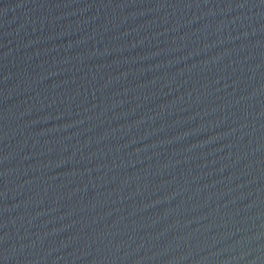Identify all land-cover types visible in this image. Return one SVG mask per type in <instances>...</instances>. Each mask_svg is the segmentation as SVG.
<instances>
[{
    "label": "water",
    "instance_id": "water-1",
    "mask_svg": "<svg viewBox=\"0 0 264 264\" xmlns=\"http://www.w3.org/2000/svg\"><path fill=\"white\" fill-rule=\"evenodd\" d=\"M0 264H264V0H0Z\"/></svg>",
    "mask_w": 264,
    "mask_h": 264
}]
</instances>
